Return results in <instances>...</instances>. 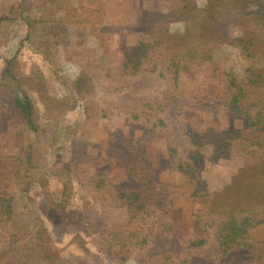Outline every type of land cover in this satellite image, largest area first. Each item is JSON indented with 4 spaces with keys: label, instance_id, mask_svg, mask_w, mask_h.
I'll return each mask as SVG.
<instances>
[{
    "label": "rangeland",
    "instance_id": "1",
    "mask_svg": "<svg viewBox=\"0 0 264 264\" xmlns=\"http://www.w3.org/2000/svg\"><path fill=\"white\" fill-rule=\"evenodd\" d=\"M257 1L86 0L85 11L76 16L88 24H64L61 20L66 13L61 11L56 17L58 23L51 45L45 40V26L29 23L41 19L38 10L42 9V0H0V54L6 59L9 50H20L15 73L36 103L42 129L30 140L35 143L40 162L49 168L68 167L74 155L82 151L95 159L78 169L81 182H76L71 194V217L67 221H62L53 211L46 190L34 188L30 195L9 190L16 197L14 219L7 222L0 216V252L18 255L29 250L33 244V225L40 223L41 218L53 249L70 264H113L109 235L96 232V226L88 232L82 227L86 221H97L103 208L100 197L93 195L87 182L98 173L108 172V182L112 185L109 191L114 198L123 184H127L120 168V148L123 141L141 132V126L132 116L137 113L139 103L168 91V82L153 74L151 65L145 61L153 46L149 26L170 25V29H176L181 15L197 21L224 18L223 25L230 37H221L214 62L199 63L188 69L181 94L172 103L168 130L148 140L157 168L154 194L158 201L157 219L151 224V237L157 242L152 244V249L162 254L156 263L176 264L187 256V245L212 241L214 231L206 234L204 227L191 216L192 182L178 171V166L199 152L202 160L198 176L219 198L222 197L219 191L225 187L240 190L237 156L234 153L225 157L216 134L207 126L212 123L219 132L235 131L241 128L240 120L220 112L219 103L223 104V100L205 102L204 97L222 95L223 73H233L247 96L264 91V76L249 78L244 70L253 61L242 57L234 47L235 39L253 37L255 24L249 15L259 9ZM14 6L18 13L10 16L11 21H4L2 17ZM22 8L31 11L33 17L19 16ZM138 20L142 23L139 27ZM4 66L1 61L0 83ZM80 73H84V84L75 88L71 81ZM121 86L130 89L125 93H108ZM195 97L198 101L191 104ZM19 123L17 117L9 116L0 127L3 166L5 157L18 153L27 142ZM167 141L173 143L178 155L167 153ZM259 151L264 159V145ZM38 176L37 171L24 170L18 179L34 185ZM50 187L54 199H61L60 185L51 181ZM6 191V188L2 190ZM252 210L253 223L262 225L254 227L246 219L231 218L229 232L264 241V204H255ZM104 214L105 221L118 232L128 225L123 208ZM141 259L145 261L143 264L148 261L144 256ZM136 262L134 259L133 263ZM220 264H264V258L260 253L238 251Z\"/></svg>",
    "mask_w": 264,
    "mask_h": 264
},
{
    "label": "trees",
    "instance_id": "2",
    "mask_svg": "<svg viewBox=\"0 0 264 264\" xmlns=\"http://www.w3.org/2000/svg\"><path fill=\"white\" fill-rule=\"evenodd\" d=\"M76 1L75 4L73 0H42V9L38 10L39 16L37 15L41 19L35 22L27 19V22L29 21L31 25L36 22L42 23L45 26L46 43L52 45V33L54 34L58 23L56 17L61 11L66 13L61 20L64 24L69 26L88 24L76 16L79 12L85 11L86 0ZM257 2L259 11L249 15L255 24L253 37L247 40L237 38L234 45L242 57L253 61L248 63L244 70L251 79L264 76V0ZM14 13H18L16 6L11 8L7 16L2 17L3 20L11 21L10 16ZM26 14L33 17V13L25 12L24 8L19 16L27 17ZM225 22L224 18L214 17L197 21L181 15V19L175 24L176 29H170V25L149 26L148 33L153 46L150 49L151 55H148L145 61L151 65L153 74L168 82V91L160 93L146 103H139L137 113L132 116V120L141 126V132L136 137L126 139L121 145L120 168L124 177L126 176L127 184H123L116 192L117 197L114 198L110 194L109 187L112 185L108 182V172L98 173L87 182L93 195L100 197L103 208L97 221H86L82 227L84 226V231L88 232L96 226V232L109 235L113 264H143L145 261L141 256L148 258L144 264H159L156 262L162 254L160 250L156 252L152 249V244L157 240L151 237L153 232L151 224L157 219L158 201L154 197L157 168L149 150L148 140L168 130V116L172 110V103L181 94L182 83L188 75V69L196 67L199 63L215 61L221 37H230L223 25ZM136 24L139 27L142 23L138 20ZM144 27L148 25L144 24ZM9 51L10 55L6 59L0 54V62L3 61L5 64L0 83V127L9 116L17 117L27 142L18 153L5 157L4 166L0 164V171L4 172L0 176V216L6 218L7 222L14 219L16 197L11 195L9 190L14 189L15 192L30 195L34 188H40L46 190L44 193L47 194L53 211L62 221H67L71 217L69 215L73 201L71 194L74 193L76 182H81L82 174L78 169L85 163L95 162V159L82 151L74 155L68 167L49 168L40 162L35 143L30 140L42 129L37 118L36 103L23 88V83L15 73L20 50ZM83 74L80 73L71 81L75 88H80L84 84ZM221 83L222 95L215 97L206 95L204 101L223 100V104L219 103L220 112L228 113L230 117L240 120L241 128L219 132L212 123H207V126L216 134L223 155L231 157V154L235 153L237 156L241 187L238 191L225 187L223 188L225 193L219 191L222 196L219 198L216 191L198 176L202 160V154L199 152L193 153L189 161L179 164L178 171L192 182L191 216L204 227L206 234L214 231V236L212 241L200 240L196 245H187V256L176 264H220L238 251L260 253L264 258V241H258L250 236H234L228 228V221L231 218H243L253 223V206L258 203L264 204V159L259 153L264 145V91L247 96L233 73H223ZM129 89V86H121L108 93H125ZM193 100L191 104L198 101L197 97ZM172 144L171 141H167V153L170 156L178 155ZM192 144L191 141L190 145ZM24 170L39 173L34 185L18 179V175ZM51 181H56L60 185L61 199H54L53 194L49 193ZM5 188L7 191L2 192ZM116 208L125 209L129 220L128 225L119 232L105 221L104 214L105 211L113 212ZM40 220V223L33 225L32 247L18 255L10 251H1L0 264H70L53 249L48 229L41 218ZM260 225L262 224L258 223L253 226ZM158 243L160 244V241ZM134 259L137 260L136 263H133Z\"/></svg>",
    "mask_w": 264,
    "mask_h": 264
},
{
    "label": "crops",
    "instance_id": "3",
    "mask_svg": "<svg viewBox=\"0 0 264 264\" xmlns=\"http://www.w3.org/2000/svg\"><path fill=\"white\" fill-rule=\"evenodd\" d=\"M259 11V9L258 10H256L255 12H258Z\"/></svg>",
    "mask_w": 264,
    "mask_h": 264
}]
</instances>
